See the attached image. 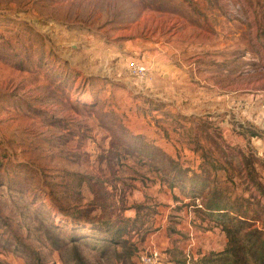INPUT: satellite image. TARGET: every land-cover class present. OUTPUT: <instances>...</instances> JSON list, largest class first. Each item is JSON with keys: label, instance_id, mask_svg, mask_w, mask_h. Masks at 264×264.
<instances>
[{"label": "rangeland", "instance_id": "374dc122", "mask_svg": "<svg viewBox=\"0 0 264 264\" xmlns=\"http://www.w3.org/2000/svg\"><path fill=\"white\" fill-rule=\"evenodd\" d=\"M262 90L264 0H0V264L220 251L167 156L209 167L205 191L260 195L243 209L264 227Z\"/></svg>", "mask_w": 264, "mask_h": 264}, {"label": "trees", "instance_id": "16d2710c", "mask_svg": "<svg viewBox=\"0 0 264 264\" xmlns=\"http://www.w3.org/2000/svg\"><path fill=\"white\" fill-rule=\"evenodd\" d=\"M138 138L136 137L135 141ZM159 153L164 154V151L157 148ZM168 167L171 179V187H174L178 182L184 184V186H191L192 188L200 187V191L194 190L199 194L202 201V211L209 215L218 216V226L225 232L227 242L225 247L220 251H212L208 254H201L198 257H194L190 260H182L178 264H264V227L257 225L258 219L252 218L246 214L248 208L243 209V202L248 205L251 204L252 199L258 201L261 200L260 195L256 196L253 192L251 198H243L241 203L236 200L231 201L228 191L213 187L208 191L207 188L208 177L210 168L206 166H199L200 169L192 170L190 167L182 168L179 166L175 158L167 156ZM155 170L165 171L167 167H159L154 165ZM190 174L197 176V181H194ZM192 175V176H193ZM252 173L250 178L253 179ZM183 177V180L180 179ZM183 182V183H182ZM262 186L258 184V191L264 195ZM260 199V200H259ZM244 212V213H243ZM242 213V214H241ZM78 221L81 218L76 219ZM112 224V223H109ZM72 231V230H71ZM109 235V234H108ZM72 238V237H70ZM113 241V239H110ZM109 244V243H107Z\"/></svg>", "mask_w": 264, "mask_h": 264}, {"label": "built area", "instance_id": "2783aa9c", "mask_svg": "<svg viewBox=\"0 0 264 264\" xmlns=\"http://www.w3.org/2000/svg\"><path fill=\"white\" fill-rule=\"evenodd\" d=\"M128 69L131 75L138 79L148 78L149 69L145 63L131 60L128 64ZM139 259L142 264H161V253L156 248H153L145 253H141Z\"/></svg>", "mask_w": 264, "mask_h": 264}, {"label": "crops", "instance_id": "0c3cea01", "mask_svg": "<svg viewBox=\"0 0 264 264\" xmlns=\"http://www.w3.org/2000/svg\"><path fill=\"white\" fill-rule=\"evenodd\" d=\"M229 88L231 89V86L229 87V82L227 81L226 89L223 91L224 94L223 95L221 94L223 96V99L225 100V103H226L227 107L229 106V103H230L229 102L230 91H232V90H229ZM261 93L264 94V90H262ZM260 96L261 95H258V98H260ZM256 104L258 105L259 109L261 107L264 108V99H262V100L259 99V101ZM258 107L256 109H258ZM258 143H259V149H260V152H259L260 155L259 156H264V142L260 140ZM260 184H261L262 188L264 189V183L260 182ZM222 249H220V250H222Z\"/></svg>", "mask_w": 264, "mask_h": 264}]
</instances>
